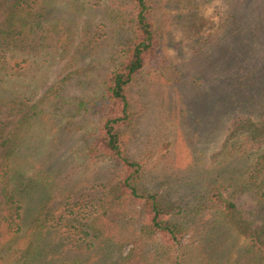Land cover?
I'll return each mask as SVG.
<instances>
[{
  "label": "rangeland",
  "instance_id": "obj_1",
  "mask_svg": "<svg viewBox=\"0 0 264 264\" xmlns=\"http://www.w3.org/2000/svg\"><path fill=\"white\" fill-rule=\"evenodd\" d=\"M244 2L150 0L157 39L128 87L124 154L142 163L139 190L154 193L163 218L180 230L179 241L167 243L145 231L140 202L119 198L121 163L88 149L90 133L105 117L103 84L117 62L119 1L41 0L50 44L59 37L61 45L21 55L16 72L0 71V95L18 96L23 111L35 106L30 120L18 124L23 112L5 116L0 108L1 120L17 124L15 181L27 185L21 194L28 219L41 218L45 202L59 213L61 204L71 208L78 199V221L71 222L91 225L100 236L98 255L87 262L70 257L52 264H264L240 229L264 228L262 190L248 181L253 168L241 136H230L234 115L213 110L227 72L232 14L264 21V0H248V11ZM219 199L236 210L225 212Z\"/></svg>",
  "mask_w": 264,
  "mask_h": 264
},
{
  "label": "trees",
  "instance_id": "obj_2",
  "mask_svg": "<svg viewBox=\"0 0 264 264\" xmlns=\"http://www.w3.org/2000/svg\"><path fill=\"white\" fill-rule=\"evenodd\" d=\"M117 1L119 11L115 17L122 36L116 52L117 62L104 81L100 98L105 117L89 135V154L119 161L123 169L118 182L119 198L142 204L147 216L146 232H157L167 243L178 242L180 230L163 218L164 210L157 196L141 192L136 185L142 163L124 154L123 129L132 116L128 87L147 63L157 39L151 3L150 0ZM247 1L244 4L248 11L253 4ZM43 10L41 0H0V71L16 72L21 55L40 56L61 45L59 37L54 45L50 44L52 37L48 34ZM230 24L228 31L234 35H230L227 56L223 59L227 72L220 78L223 92L214 101L213 110L215 114L234 115L229 123L230 136H241L245 157L253 168L248 181L258 192L262 190L264 197V29L261 28L264 21H257L249 14L245 19L232 14ZM219 103L223 106H218ZM243 105L246 111L235 114ZM34 107L30 105L23 111L18 96L0 95V108H6L5 116L23 112L17 124L30 120L28 110ZM255 107L257 116L253 115ZM219 109L222 110L217 111ZM11 121L0 119V264H52L57 260H70V257L87 262L98 255L100 236L91 225L78 226L71 222L78 221L77 210L83 202L77 199L71 208L61 204L64 209L56 213L48 201L39 211L43 214L41 218L28 219L21 194L27 185L15 181L19 142L17 124ZM219 201L225 212L236 210L234 202ZM240 229L254 240L264 257V228L257 232L252 226L242 225Z\"/></svg>",
  "mask_w": 264,
  "mask_h": 264
}]
</instances>
